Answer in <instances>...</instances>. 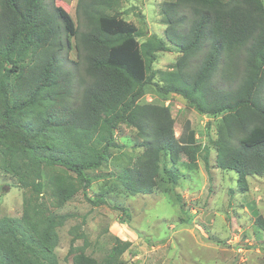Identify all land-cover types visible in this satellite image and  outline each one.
I'll return each mask as SVG.
<instances>
[{
  "label": "trees",
  "instance_id": "1",
  "mask_svg": "<svg viewBox=\"0 0 264 264\" xmlns=\"http://www.w3.org/2000/svg\"><path fill=\"white\" fill-rule=\"evenodd\" d=\"M118 2L78 0L80 30L47 0H0L1 166L30 191L20 218H0V264H59L58 229L71 216L59 209L86 191L88 172L111 158L122 126L135 132L133 148L140 150L117 176L126 193H153L163 175L176 186L181 156L194 169L204 153L209 170L211 147L198 143L190 120L177 137L168 107L140 102L148 83L201 114H225L210 145L216 166L236 171L243 192L248 177L264 175L263 1H166L159 13L164 39L152 34L142 42V32L116 11ZM71 38L78 68L69 65ZM173 49L180 53L173 67L154 69L158 55ZM223 65L227 86L214 79ZM256 224L264 230L262 216ZM116 242L104 264H116L131 246ZM87 247L76 231L67 255L72 264H100Z\"/></svg>",
  "mask_w": 264,
  "mask_h": 264
},
{
  "label": "rangeland",
  "instance_id": "2",
  "mask_svg": "<svg viewBox=\"0 0 264 264\" xmlns=\"http://www.w3.org/2000/svg\"><path fill=\"white\" fill-rule=\"evenodd\" d=\"M118 1L116 11L142 32L141 42L152 34L164 39L166 26L160 7L173 0ZM47 4L49 8L54 4L65 9L84 30V22H79L77 16L78 0H47ZM71 42L69 65L78 68L73 64L79 61L75 39L71 38ZM179 56L174 49L160 53L154 69L170 70ZM222 67L214 79L227 86L228 81L221 77ZM239 71H244L241 64ZM262 96L264 99V87ZM140 102L168 107L177 137L181 136L185 121L190 120L198 143L211 147L209 170L204 153L194 169L187 168L185 163L189 160L181 156L175 167L180 174L176 186L163 175L153 193H126L117 176L127 162H135L140 150L133 148L135 132L122 126L117 131L118 147L112 150L111 158L98 170L88 172L91 182L86 191L80 190L59 209V214L71 215L58 229L59 264H72L67 255L76 231L86 235V253L100 264L105 263L117 239L131 246L116 264H264V230L256 224L259 216L264 218V175L248 177L249 189L243 192L236 171L216 166L210 139L217 138L225 114H201L179 95H162L152 83L145 86ZM1 164L0 157V218H20L30 191L15 174L5 172ZM97 197L105 198L107 203L98 204ZM116 206L127 208L128 212L117 210ZM83 244L82 239L76 242V246Z\"/></svg>",
  "mask_w": 264,
  "mask_h": 264
}]
</instances>
